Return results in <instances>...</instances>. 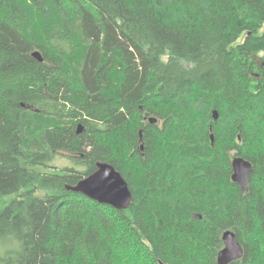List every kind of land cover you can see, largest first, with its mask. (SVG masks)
Wrapping results in <instances>:
<instances>
[{
  "label": "trees",
  "instance_id": "obj_1",
  "mask_svg": "<svg viewBox=\"0 0 264 264\" xmlns=\"http://www.w3.org/2000/svg\"><path fill=\"white\" fill-rule=\"evenodd\" d=\"M98 161L128 208L68 188ZM228 229L264 264V0H0V264H217Z\"/></svg>",
  "mask_w": 264,
  "mask_h": 264
},
{
  "label": "water",
  "instance_id": "obj_2",
  "mask_svg": "<svg viewBox=\"0 0 264 264\" xmlns=\"http://www.w3.org/2000/svg\"><path fill=\"white\" fill-rule=\"evenodd\" d=\"M32 56L41 62L44 60L39 51H34ZM213 115L214 119L217 120L219 117L218 111L214 110ZM149 120L152 123L157 122L155 117H150ZM211 138L213 141V135ZM232 165L233 181L238 183L243 190H248V182L253 173V163L241 156H235ZM68 188L116 208H128L133 200L129 183L113 164L106 161H98L94 173L83 178L76 185L68 186ZM223 241L224 247L218 253L217 264H230L244 256V246L233 230L228 229L224 232ZM160 264L166 263L160 260Z\"/></svg>",
  "mask_w": 264,
  "mask_h": 264
},
{
  "label": "rangeland",
  "instance_id": "obj_3",
  "mask_svg": "<svg viewBox=\"0 0 264 264\" xmlns=\"http://www.w3.org/2000/svg\"><path fill=\"white\" fill-rule=\"evenodd\" d=\"M50 167L49 168H41L40 170L43 171H55L56 169H59L58 171H61L62 168L64 167H70V168H74L77 170H81L83 169V165H79L73 158H71L70 156H66V155H57L50 163H49Z\"/></svg>",
  "mask_w": 264,
  "mask_h": 264
}]
</instances>
